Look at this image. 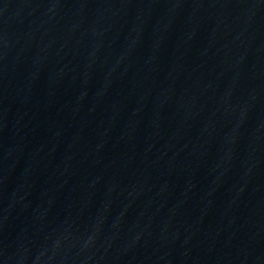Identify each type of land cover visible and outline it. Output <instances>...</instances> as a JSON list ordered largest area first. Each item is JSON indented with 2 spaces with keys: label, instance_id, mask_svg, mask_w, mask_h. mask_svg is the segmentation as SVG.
Instances as JSON below:
<instances>
[{
  "label": "water",
  "instance_id": "1",
  "mask_svg": "<svg viewBox=\"0 0 264 264\" xmlns=\"http://www.w3.org/2000/svg\"><path fill=\"white\" fill-rule=\"evenodd\" d=\"M0 264H264V0H0Z\"/></svg>",
  "mask_w": 264,
  "mask_h": 264
}]
</instances>
